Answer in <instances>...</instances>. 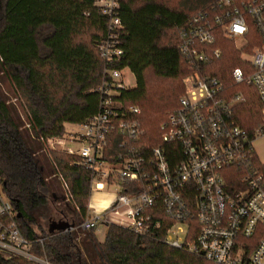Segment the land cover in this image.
<instances>
[{
	"label": "trees",
	"instance_id": "obj_1",
	"mask_svg": "<svg viewBox=\"0 0 264 264\" xmlns=\"http://www.w3.org/2000/svg\"><path fill=\"white\" fill-rule=\"evenodd\" d=\"M118 1L117 13L124 25L120 65L130 69L136 82L121 92L120 99L139 107L136 119L144 138L156 144L160 120L179 106L183 79L191 72L179 48L181 29L196 14L212 12L219 0ZM248 25L241 48L216 30L215 42L204 48L209 53L218 49L220 57L201 63L198 70L217 77L229 94L243 95L234 118L253 140L262 125V104L252 85L234 82L231 74L239 66L251 70L240 54L250 53L261 38L250 18ZM106 26L107 17L93 0H0V73L22 98L30 118V127H24L0 82V185L20 214L17 225L33 241V253L51 264H214L165 244L164 226L137 234L106 224L103 241L97 239L96 228L78 227L91 193L90 173L76 164L77 155L47 149L39 138L61 136L66 123L80 124L96 113L99 96L93 89L101 82L103 70L97 43ZM115 136L121 138L118 132ZM253 161L264 172L255 150ZM58 174L65 179L72 201H65L63 192L59 198ZM54 219L74 228L49 232ZM0 264L34 263L0 255Z\"/></svg>",
	"mask_w": 264,
	"mask_h": 264
},
{
	"label": "built area",
	"instance_id": "obj_2",
	"mask_svg": "<svg viewBox=\"0 0 264 264\" xmlns=\"http://www.w3.org/2000/svg\"><path fill=\"white\" fill-rule=\"evenodd\" d=\"M93 2L107 17L106 34L97 43L103 60L102 80L93 89L98 109L77 124L73 135L39 138L47 149L77 155L76 164L90 173L91 193L78 227L86 231L112 223L148 234L164 226L165 244L214 264H264V172L253 161V140L234 118V108L244 97L229 94L217 77L198 70L201 63L220 57L218 49L209 53L204 48L215 42L216 30L241 48L250 18L260 44L240 54L251 70L239 66L231 74L234 82L255 88L262 104L256 134L263 133L264 0H219L212 12L196 14L181 29L179 48L191 72L183 79L179 106L160 120L156 144L144 138L136 119L139 107L120 99L132 87V72L120 65L124 25L117 13L119 1ZM117 132L121 138L115 140ZM58 179L69 201V187L61 174ZM106 187L115 189L114 197L104 207H92V194ZM16 217L0 185V255L51 264L33 253V241L23 235ZM251 240H256L254 245Z\"/></svg>",
	"mask_w": 264,
	"mask_h": 264
},
{
	"label": "rangeland",
	"instance_id": "obj_3",
	"mask_svg": "<svg viewBox=\"0 0 264 264\" xmlns=\"http://www.w3.org/2000/svg\"><path fill=\"white\" fill-rule=\"evenodd\" d=\"M169 1L174 2L176 0H169ZM128 81L132 87L135 86L136 82H135V78L132 74L128 73ZM0 82H1L2 87L8 96V101L13 103L16 106V108L20 114L21 120H22L24 127H25L26 124L29 123L30 118H29V113L26 110L24 103L22 101V98L14 90V88H13L12 84L9 82V80L1 73H0ZM78 130H79V127L77 124L66 123L65 124V133H64L63 137L73 135ZM65 143L67 145H69V142L67 140H65ZM252 144H253V147H254L255 152L257 153L258 157L260 158V160L263 161L264 160V133L263 134H261V133L255 134V138L253 139ZM71 146L74 147L75 145L72 144ZM44 147H45V145H44ZM60 185H59L60 189L57 190L59 198H60L62 192L64 194L67 193V191L63 188L61 183H60ZM113 191H115V189L113 187H106L103 191L94 192L92 194V197H93L92 207H96V208L104 207V205H105L104 203L111 200L114 197V195L112 194ZM69 198H70L69 201H72V197L69 196ZM57 204H58L59 208H61L63 206V203H60V201ZM55 216L57 218L59 216L58 213H55ZM54 220L57 221V219H54ZM106 230H107L106 224H99L98 227L95 229L96 237L99 239V241L104 240Z\"/></svg>",
	"mask_w": 264,
	"mask_h": 264
},
{
	"label": "water",
	"instance_id": "obj_4",
	"mask_svg": "<svg viewBox=\"0 0 264 264\" xmlns=\"http://www.w3.org/2000/svg\"><path fill=\"white\" fill-rule=\"evenodd\" d=\"M20 214L17 213V217H19ZM70 227H73L72 223H69L67 221H63V220H57V221H51L48 225V231L52 232L55 230H62L65 231L67 229H69Z\"/></svg>",
	"mask_w": 264,
	"mask_h": 264
},
{
	"label": "crops",
	"instance_id": "obj_5",
	"mask_svg": "<svg viewBox=\"0 0 264 264\" xmlns=\"http://www.w3.org/2000/svg\"><path fill=\"white\" fill-rule=\"evenodd\" d=\"M254 148V147H253ZM255 150V149H254ZM257 154V153H256ZM258 156V155H257ZM259 158V157H258ZM259 160H260V158H259ZM260 161H262V160H260ZM262 162H264V160L262 161ZM104 204H106V202L104 203ZM95 234H96V232H95ZM98 239V238H97ZM99 240V239H98Z\"/></svg>",
	"mask_w": 264,
	"mask_h": 264
}]
</instances>
